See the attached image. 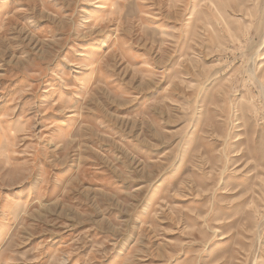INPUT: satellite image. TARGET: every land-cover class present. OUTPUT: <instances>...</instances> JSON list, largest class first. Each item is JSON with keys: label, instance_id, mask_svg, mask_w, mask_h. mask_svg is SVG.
I'll list each match as a JSON object with an SVG mask.
<instances>
[{"label": "rangeland", "instance_id": "rangeland-1", "mask_svg": "<svg viewBox=\"0 0 264 264\" xmlns=\"http://www.w3.org/2000/svg\"><path fill=\"white\" fill-rule=\"evenodd\" d=\"M0 264H264V0H0Z\"/></svg>", "mask_w": 264, "mask_h": 264}]
</instances>
